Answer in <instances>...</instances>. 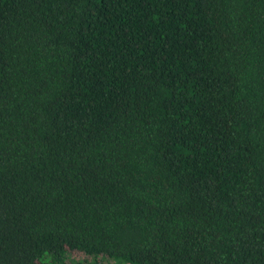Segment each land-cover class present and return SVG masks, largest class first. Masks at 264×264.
<instances>
[{"label": "trees", "instance_id": "1", "mask_svg": "<svg viewBox=\"0 0 264 264\" xmlns=\"http://www.w3.org/2000/svg\"><path fill=\"white\" fill-rule=\"evenodd\" d=\"M0 264H264V0H0Z\"/></svg>", "mask_w": 264, "mask_h": 264}, {"label": "rangeland", "instance_id": "2", "mask_svg": "<svg viewBox=\"0 0 264 264\" xmlns=\"http://www.w3.org/2000/svg\"><path fill=\"white\" fill-rule=\"evenodd\" d=\"M72 259V258H71ZM80 260H83V258H80Z\"/></svg>", "mask_w": 264, "mask_h": 264}]
</instances>
